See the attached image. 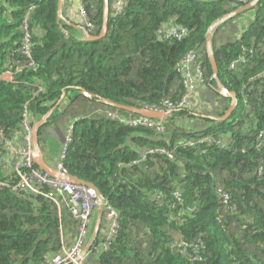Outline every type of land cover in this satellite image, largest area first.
Segmentation results:
<instances>
[{"label":"trees","instance_id":"1","mask_svg":"<svg viewBox=\"0 0 264 264\" xmlns=\"http://www.w3.org/2000/svg\"><path fill=\"white\" fill-rule=\"evenodd\" d=\"M57 1L0 0V264H38L60 251L62 236L67 242L76 236L66 209L59 213L44 193L13 188L18 180L6 154L22 144L26 117L46 115L41 145L45 128L56 137L72 125L62 165L93 185L120 217L114 241L96 250V239L85 264H264V171L258 173L264 138L256 140L264 130V0L238 14L239 0H122L119 15L115 0H108L107 32L93 41L83 39L84 32L100 34L103 0H64L59 23ZM72 1H79L82 22L74 24L81 40L68 24ZM250 11L251 19H244ZM174 27L186 29L181 39L159 34ZM213 27L215 77L206 43ZM244 52L247 64L230 69ZM191 53L201 76L192 109H171L162 131L107 116H139L114 105L177 106L187 92L177 69ZM217 82L236 96L223 122L213 118L233 99ZM237 114L240 121L232 125ZM210 134L233 138L230 149L185 147ZM174 191L182 205L173 201ZM219 192L229 196L228 205ZM192 205L196 210L188 214Z\"/></svg>","mask_w":264,"mask_h":264},{"label":"built area","instance_id":"2","mask_svg":"<svg viewBox=\"0 0 264 264\" xmlns=\"http://www.w3.org/2000/svg\"><path fill=\"white\" fill-rule=\"evenodd\" d=\"M122 0H115V13L116 15L120 14L122 8ZM257 0H239V2L244 5L243 7L248 6L252 7ZM81 16L85 18L84 13L80 12ZM87 22V20H86ZM85 22V23H86ZM86 26L89 27V31L92 29V26L86 23ZM214 32V27L210 29L208 35L211 37ZM186 33V29L180 27L170 28L164 31H160L159 34H162V37L165 39H181ZM90 38L88 32H84L83 39L88 40ZM27 42V39L25 40ZM26 50V47H24ZM251 51H249L250 53ZM196 53L188 54L180 63L178 67V73L185 78V86L187 92L183 99L177 104V106H172L169 103H165L166 108L161 109H152L146 108L144 110L151 111L154 113L164 114V118L152 120V118L139 115L138 117L133 118H124L118 114H113L107 112V116L111 119H115L118 124L124 125L127 127H145L150 129H155L157 131H162V123L169 117L171 109L182 108L183 110H189L194 107L195 102V91L196 85L201 81V76L196 77L195 75H200V67L196 64ZM246 54L239 55L236 59L231 61L229 68L235 69L240 66H245L247 64ZM196 67V68H195ZM195 68V69H193ZM194 70V72H193ZM224 87L217 82L218 91L222 90ZM197 100V99H196ZM230 106L236 107V102L231 101ZM229 106V107H230ZM247 108V105H244ZM48 115L44 116L39 121L27 120V117L23 123V142L18 147H13L12 150L6 154V156L11 157L13 154H16V159L11 163L13 171L17 178V184L13 186L14 189L24 188L28 190H33L37 193H44V196L51 201L57 208L60 213V209H66L72 220L76 223V236L71 242L68 241V237L62 236L61 238V247L60 251L52 257H45L42 262L38 264H85L88 251L90 250L91 245L96 239H100V243L96 250L102 248L107 250L111 242L114 241L115 237L118 235L120 229V217L117 211L113 206L105 201L104 199L100 202L97 198V194L94 189L86 187L85 185H80L78 183L72 182L70 180L57 179L48 176L38 170L34 165V158L36 153L39 152L37 146V134L39 126L45 123ZM240 119L237 117L232 121V125H236ZM72 125L69 126L68 132L65 135L63 140V148L61 149L60 154L58 155V161L55 163V169L58 174L68 175L69 173L62 165V160L65 156L66 146L69 144L71 139ZM264 138V130H259L256 140H261ZM233 143V138L230 137H216L213 134L202 137L197 143L194 141H186L185 147L193 148L195 144L214 146L221 150L230 149ZM168 158H171V153L166 152ZM145 155H141V158H144ZM3 157L0 155V160ZM5 172L8 171V167L5 165ZM262 166L259 165L258 173L261 175L263 173ZM3 184L0 183V187ZM40 187L47 189V191L40 190ZM219 198L223 205H228L229 196L224 193H218ZM181 197L177 191L173 192V201L179 205L181 203ZM102 205V222H100L98 228L95 229L94 236L90 239V242L87 246L85 243L88 242V234L90 225L93 222V219L97 213L99 205ZM182 205V203H181ZM188 214L195 212L196 207L194 205L188 206L185 208ZM178 217L179 214H178ZM97 219V217H96ZM196 256H191V258L196 259L198 254L197 252L193 253Z\"/></svg>","mask_w":264,"mask_h":264},{"label":"water","instance_id":"3","mask_svg":"<svg viewBox=\"0 0 264 264\" xmlns=\"http://www.w3.org/2000/svg\"><path fill=\"white\" fill-rule=\"evenodd\" d=\"M258 1V0H257ZM256 1V2H257ZM64 0H58L57 1V23H59L60 21H62L64 18L62 16V6H63ZM249 8L248 6L243 7L241 10H237L234 14H238L241 11H243L244 9ZM102 12H103V18H102V26H101V31L100 34L95 37V38H89L88 41H93V40H97L100 39L102 37L105 36L106 32H107V21H108V14H109V5H108V0H103V7H102ZM224 20V19H223ZM222 21H219L217 23V25H219ZM206 43H207V49H208V53L210 54V62L212 65V72H213V76H216V66L213 60V55L211 53V37L207 34V38H206ZM224 97L228 98V99H233L234 101L236 100V96L233 92L228 91L227 89L223 88L222 90L219 91ZM81 94L87 98H92L91 95L87 94L86 92L82 91ZM105 102V101H104ZM115 108L129 112V113H134L137 115H142V116H146L152 119H162L164 118V114H160V113H154L151 111H146V110H135V109H131L125 106H118V105H114ZM235 109V106H230L228 108V111L220 118H213L215 121H219V122H223L225 120H227L233 110ZM35 157L38 158H34V165L38 168V170L44 174H47L50 177L53 178H57V179H63V180H70L72 182L78 183L80 185H85L86 187L92 188L95 190L96 194H97V198L98 200L101 202L103 200L100 192L91 184L89 183H85L81 180H79L78 178L71 176V175H62V174H58L56 171H54L53 169H51L48 165L45 164V162L43 161V159L41 157H39V153L35 155ZM102 205L100 204L98 209H97V225L99 226L101 220H102Z\"/></svg>","mask_w":264,"mask_h":264},{"label":"crops","instance_id":"4","mask_svg":"<svg viewBox=\"0 0 264 264\" xmlns=\"http://www.w3.org/2000/svg\"><path fill=\"white\" fill-rule=\"evenodd\" d=\"M78 7H79V1H78V4L76 1L75 2L72 1V2L68 3V5L66 7V14H68V17L70 19V22H68V24L75 28V30L77 31L76 34H77V36H80L79 37V39H80L83 37V31L78 28L79 26L74 24L75 22H77L76 24H80L82 22L79 14H78ZM251 16H252V12L251 11L247 12L244 14V19H251ZM246 25L247 24H242V22H241V29H244L246 27ZM176 125L181 126L180 124H176ZM188 125H189V123H186V126H188ZM191 125H192V123H191ZM51 137L54 138L58 142V143H56L57 150L55 152H51L47 146L51 142ZM36 138H37V136H36ZM46 139H47L46 143H44V145H41L42 146L40 149L41 152H38L39 157H41L43 159V161L45 162L46 165H48L51 169L54 170L55 169V163L58 161V153L61 149V145L63 143L64 135L59 133L55 137L54 135L52 136V135L48 134ZM35 158H38V157H35ZM96 217H97V213L93 219L92 224L90 225L91 228L89 229L87 246L90 242V239L94 236L95 229L97 227Z\"/></svg>","mask_w":264,"mask_h":264},{"label":"rangeland","instance_id":"5","mask_svg":"<svg viewBox=\"0 0 264 264\" xmlns=\"http://www.w3.org/2000/svg\"><path fill=\"white\" fill-rule=\"evenodd\" d=\"M215 32V31H214ZM214 32H213V34H212V37H213V35H214ZM217 37V36H216ZM216 37H215V40L214 41H216ZM208 47V46H207ZM210 47H211V50H212V42H211V44H210ZM232 101V100H231ZM230 104H231V102H230ZM239 118V116H238V114L237 115H235L234 117H233V120L235 119V118ZM165 122H166V120H165ZM41 126H39V128H40ZM38 128V129H39ZM41 129V128H40ZM40 129H39V131H40ZM38 131V132H39ZM45 132L47 133V134H50V135H52L53 136V133H52V128L51 127H47V128H45ZM64 138H65V136H64ZM64 140V139H63ZM46 141V140H45ZM54 143V144H53ZM56 143H58L54 138H52L51 137V142L47 145L48 146V148H49V150L51 151V152H55L56 150H57V148H56ZM37 146H38V150H39V152H41L40 151V149H41V142H40V139H39V136L37 135ZM60 153H58V155H59ZM16 159V154H13L12 156H11V163H13L14 162V160ZM91 228V227H90ZM96 228H98V227H96ZM88 236H89V234H88ZM86 244L87 243H85V246H86Z\"/></svg>","mask_w":264,"mask_h":264},{"label":"clouds","instance_id":"6","mask_svg":"<svg viewBox=\"0 0 264 264\" xmlns=\"http://www.w3.org/2000/svg\"><path fill=\"white\" fill-rule=\"evenodd\" d=\"M212 42V41H211Z\"/></svg>","mask_w":264,"mask_h":264}]
</instances>
